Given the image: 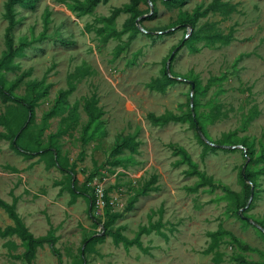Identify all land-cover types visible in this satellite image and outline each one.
<instances>
[{"label": "rangeland", "instance_id": "1", "mask_svg": "<svg viewBox=\"0 0 264 264\" xmlns=\"http://www.w3.org/2000/svg\"><path fill=\"white\" fill-rule=\"evenodd\" d=\"M88 1L28 0L15 7L11 36L14 46L24 48L13 60L16 68L2 77L6 86L18 81L13 89L18 97L30 99L37 84L45 94L34 104L22 139L38 152L27 159L11 141L0 140V198L8 204L16 199L15 211L34 237L51 232L57 238L52 247L37 249L32 264H214L215 259L237 264L238 255L264 263V234L246 221L264 227V0H218L225 6L214 12L208 7L215 0H178L172 6L140 0L137 9L149 12L135 22L146 32L132 40L131 32L107 36L130 21L132 0H108L90 13L75 10ZM203 12L193 29L186 26ZM192 33L199 38L192 40ZM215 35H230V41L211 39ZM175 49L170 71L181 79L162 90L148 88L163 82ZM91 98L94 122L84 110ZM16 112H21L16 103L0 98V115L13 129ZM191 113L210 141L231 146L226 136L233 135L245 147L206 150ZM151 116L174 120L156 124ZM0 132L7 130L0 126ZM125 137L132 148L115 154ZM45 147L50 153H42ZM52 155L65 170L50 165ZM113 160L119 165L110 164ZM243 166L256 183L247 208ZM147 184L152 190L140 195ZM103 192L111 210L121 213L108 230L119 228L133 239L146 228L140 246H116L98 225L106 221ZM94 197L92 206L88 198ZM132 197L136 201L127 210ZM11 225L0 209V227ZM218 231L250 250L228 235L214 245L209 233ZM98 235L102 239L82 252L85 241ZM24 251L16 236L0 238V264H26L15 258Z\"/></svg>", "mask_w": 264, "mask_h": 264}, {"label": "trees", "instance_id": "2", "mask_svg": "<svg viewBox=\"0 0 264 264\" xmlns=\"http://www.w3.org/2000/svg\"><path fill=\"white\" fill-rule=\"evenodd\" d=\"M27 1L28 0H5L4 5H3L4 18L7 21V28H6L5 34H4L5 51L2 53V57L0 59V98L4 103H8V102L16 103L17 106L21 109V112H20V114L18 112H16V114H15L16 117L13 120V123H14L16 129L12 128V125L9 123V121L7 120V118L4 115H0V126L4 127L7 130V133L0 132V140L4 139V140L11 141L12 148L16 153L21 154L23 157H25L27 159H31L33 154L37 153L38 149H40V148H32V147L28 146V145H30V143H28V145H22V139L24 137L25 132L29 128V124L33 120L34 104L41 97L44 96L45 88L39 84L33 85L31 87L32 97L30 99H28V97H18L13 93V89L17 85L18 81L10 84V86L9 85L6 86L4 79L2 77V74H1L3 71H12L16 68V65L14 64L13 60L21 52V50L24 48L23 44H19L17 46H14V42H13V38L11 36V33H12L13 28L17 24V21L15 20V16H16L15 7L17 5H24L27 3ZM107 1L108 0H89L87 3H79V5L75 7V10L78 12H81V13H90L99 3H106ZM139 1L140 0H132V9L130 10L131 18H130L129 22L125 23V28L120 32H117L115 30L110 31V33H108V35H107L108 37L112 36V35L113 36H120L124 32H131L129 39L132 40L136 37L137 34L141 33L139 31V29L137 28V26L135 25L136 24L135 19L137 17L145 14V13H148L149 11L144 12V11L138 10L137 6L139 5ZM160 1L163 4H165L166 6H170V5L172 6L178 0H160ZM150 2L152 3V5L154 4V0H150ZM222 6H225V5L219 3L218 0H215V1H213V3H211L209 5L208 9L210 11L214 12V11L219 10ZM154 12H155V9H154ZM117 13H118V11H115L111 15L108 22H112L114 20V18L116 17ZM204 14H205V12L196 14L194 17L190 18L189 21H187L186 26L193 29L197 20L200 17H203ZM190 38L193 40V39L199 38V36L196 35L195 33H192L190 35ZM211 39H216V40H220L224 43H227L230 41V35H227V36L215 35V36L211 37ZM174 77H176L175 74L171 73V71L169 74H167V72L165 70L163 82H152L150 84H147V87L150 89L162 90L164 85H167V84L170 85V84L175 83ZM194 86H195V83H193V87ZM69 93H70L69 90L63 91L60 93L59 98L63 99ZM194 96H195V93L192 94V97H194ZM95 103H96L95 98H91V99L87 100L86 103L84 104V110H85L86 114L88 115L90 122H94L98 117V114L95 113V108H94ZM192 106H193V100H192ZM52 114L53 113H50L48 116H52ZM191 116L193 118V123L195 125V122H194V121H196L195 116L193 113H191ZM151 118H152L153 122H155L156 124H162V125L174 120V118L171 116H160L157 118L151 116ZM197 124L199 126V129L201 130V133L205 137V140H207L209 142V143L205 142L199 135L200 142L206 150H208V149L214 150L215 146H213L211 144L217 145L216 143H219V144L223 143V142H215L214 143V142L210 141L207 138V136L205 135L202 126L199 123H197ZM232 137H233V135L226 136V139H227L228 143L231 144V146L241 145V146L245 147V140L244 139L237 140L235 138L232 139ZM130 139H131L130 137H125L122 141V144L119 147L115 148L113 152L116 154L121 147L132 148L133 145H132ZM37 145H38V143L36 142L35 146H37ZM50 151H51V148L45 147L42 150V153L48 154V153H50ZM184 158L187 159L186 156H184ZM262 159L264 160V155H262ZM112 162L113 163H110V164H112L113 166L119 165L118 160H113ZM50 165H58L62 170H65V168H66L62 165V163L56 157H53V155L51 157ZM245 176H246L247 180L250 182V184H248L243 179V186L245 189L246 201H247L249 199V196H250V186H253V189H254L256 187V183L248 171L247 172L245 171ZM155 179L156 178L153 177L151 179L150 183H154ZM148 185L149 184L141 187V189L139 191L140 195H146L150 190H152V188L148 187ZM70 189L72 190V187H70ZM253 197H254V195H253ZM88 199L90 201V205L94 206L97 204L95 197L91 198V199L88 198ZM135 201H136V197L130 198L128 200L126 209L130 210L133 207ZM102 202L104 204V213H105L106 221L103 222V224L98 222V225L100 227H103V229L105 231L107 230L106 232L108 235H110L112 237L114 245L118 246L119 244H122L126 249L130 246H133V245L140 246V236L143 233H146L148 231V229L141 228L133 239H128V238L124 237L120 233L119 228H115L112 231L108 230V229L112 228L115 221L121 217V213L113 212L111 210L110 199L107 195V192H103ZM15 203H16V199L13 200L12 204H8L0 198V209L4 210L7 213L8 217L10 218V220L13 223V225L7 226L4 229H2L0 227V238L16 236L18 239H20V241L22 242V244L25 247V251L21 255L15 256V258L16 259H22L23 261H25L26 264H32V261L35 258L37 249L43 247L44 245H48V246L52 247L56 243L57 238L54 237L51 234V232H49L46 236L34 237L28 231L26 226L23 224V222L21 221V219L17 215V213L15 211ZM256 223L264 229L263 224L261 222H256ZM222 235H228L230 238V242L234 243L237 246H241V248L243 250H250L249 247L240 245V242L235 237H233L231 235V233H229V232L218 231V232H214V233H209V236L213 240L214 245H217L218 239ZM101 239H102V236H99V235L93 236V237L87 239L85 241L86 245L82 248V252H84L85 250L90 248L96 241L101 240ZM235 260H236L237 264H264V263H258V262H249L239 255L237 257H235ZM58 264H61V263H58ZM214 264H219L218 259H215Z\"/></svg>", "mask_w": 264, "mask_h": 264}, {"label": "water", "instance_id": "3", "mask_svg": "<svg viewBox=\"0 0 264 264\" xmlns=\"http://www.w3.org/2000/svg\"><path fill=\"white\" fill-rule=\"evenodd\" d=\"M151 12H152V9H151ZM136 25H137V28L139 29V31L144 32V33L146 32V31H145L143 28H141V26L138 24V20H136ZM176 51H177V49H175V50L173 51V53L171 54V56L169 57V59H168L167 62H166V68H165V70H166L167 74L170 73V62H171V60H172V58H173V56H174V54H175ZM174 79H175V80H180L181 78H174ZM183 81H185V80L183 79ZM190 85H191V92H192V91H193V88H194V87H193V83L190 82ZM190 105H191V107H192V97H191V99H190ZM194 122H195L196 130H197L198 134L200 135V137H201L205 142L209 143L207 140H205V137H204L203 134L201 133V130L199 129V126H198L197 122H196V121H194ZM211 145L216 146V147H221V148H229V149H235L236 147H239V146H221V145H215V144H211ZM241 175H242V178L244 179V181H245L246 183L250 184V182L247 180V178H246V176H245V166H243V168H242ZM253 193H254L253 186H250V196H249V199H248V202H247L245 208H247V207L249 206L250 202L252 201V199H253ZM246 221H248L251 225H253L254 227H256V228H258L259 230H261V232L264 234V229H263L260 225H258L255 221H253V220H251V219H249V218H246Z\"/></svg>", "mask_w": 264, "mask_h": 264}]
</instances>
